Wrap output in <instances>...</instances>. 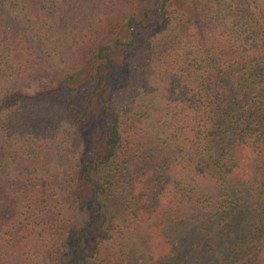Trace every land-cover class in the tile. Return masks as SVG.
Masks as SVG:
<instances>
[{
  "label": "trees",
  "instance_id": "16d2710c",
  "mask_svg": "<svg viewBox=\"0 0 264 264\" xmlns=\"http://www.w3.org/2000/svg\"><path fill=\"white\" fill-rule=\"evenodd\" d=\"M183 1L0 0V264H264V0Z\"/></svg>",
  "mask_w": 264,
  "mask_h": 264
},
{
  "label": "rangeland",
  "instance_id": "374dc122",
  "mask_svg": "<svg viewBox=\"0 0 264 264\" xmlns=\"http://www.w3.org/2000/svg\"><path fill=\"white\" fill-rule=\"evenodd\" d=\"M176 4H177V7L181 10V11H186L187 8H188V5L186 6L185 2L183 0H176ZM67 162L63 163L62 162V159L59 161V163H57V165L59 166V168H63L64 165H66Z\"/></svg>",
  "mask_w": 264,
  "mask_h": 264
}]
</instances>
